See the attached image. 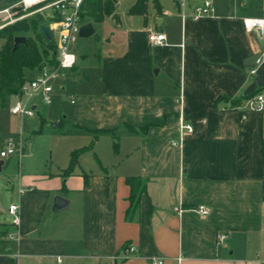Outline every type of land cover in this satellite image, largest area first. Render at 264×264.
<instances>
[{"label": "crops", "instance_id": "0c3cea01", "mask_svg": "<svg viewBox=\"0 0 264 264\" xmlns=\"http://www.w3.org/2000/svg\"><path fill=\"white\" fill-rule=\"evenodd\" d=\"M180 2L160 15L155 7L128 11L122 23L116 7L115 17L90 20L116 27L94 55L96 68L75 53L76 66L57 83L73 109L54 125L68 124L86 143L69 147L52 172L27 166L24 150L10 200L19 207L18 227L0 210V264H264V117L240 100L259 54L241 19L264 17V0H210L211 14L198 20L192 13L200 0ZM152 33H163L165 43L152 45ZM180 117L193 133L179 148L172 143ZM92 138L64 175L71 153ZM127 178L145 182L130 216ZM57 196L68 209L53 213ZM199 206L207 215L195 212ZM10 232L17 241L5 239ZM219 233L226 239L216 245ZM130 245L136 252L125 259Z\"/></svg>", "mask_w": 264, "mask_h": 264}, {"label": "built area", "instance_id": "2783aa9c", "mask_svg": "<svg viewBox=\"0 0 264 264\" xmlns=\"http://www.w3.org/2000/svg\"><path fill=\"white\" fill-rule=\"evenodd\" d=\"M6 6L0 10L3 16L4 24L1 28L12 25L25 19L28 15H22L20 12L33 10L32 13L38 14L48 11L52 21L48 26L52 34L55 46V65H50L47 61H43L41 66L35 70L34 77L26 81L15 97L18 101L11 108L10 113L14 116L32 118L35 115V106L31 104V100L35 97L39 98L45 105L52 103L53 86L57 84L62 77H66L76 66L77 57L72 51V46L78 38L79 29L86 25L85 19H82L84 6L88 2L94 0H4ZM184 0H181L182 7ZM210 0H202L201 4L193 9L192 19L198 20L202 16L211 14ZM241 26L245 32L255 34L259 43V54L254 62V68L250 74L254 76L255 70L264 62V17H246L241 19ZM0 28V29H1ZM149 42L154 46H162L165 41L163 33H152L148 37ZM74 104V101H71ZM243 109L250 112H262L264 109V91L253 95L243 101ZM193 128L185 123L182 117L178 122V140L172 143V146L181 147L184 137L191 135ZM24 147L21 144L6 142L0 151V160L6 161L11 157H17L19 160L23 156ZM24 191L20 188L17 190V196L21 197ZM195 212L200 216L207 215L204 207H197ZM10 217V226L13 228L19 225V207L17 203H11L7 209ZM7 241H17L18 234L10 232L5 236ZM226 239L225 233H219L215 236L216 245L222 244ZM136 252V248L132 245L123 250L125 259L132 257ZM151 264H163L161 260L152 261Z\"/></svg>", "mask_w": 264, "mask_h": 264}, {"label": "rangeland", "instance_id": "374dc122", "mask_svg": "<svg viewBox=\"0 0 264 264\" xmlns=\"http://www.w3.org/2000/svg\"><path fill=\"white\" fill-rule=\"evenodd\" d=\"M135 0H115L113 12L110 15L114 16L115 7L116 14L120 22L129 19L128 8ZM152 1V0H151ZM149 1L147 13H155L153 3ZM175 1L180 0H157L163 11L175 6ZM186 3L189 0H185ZM192 1V0H190ZM197 1V0H195ZM202 2V0H200ZM118 4V5H117ZM4 0H0V9L6 6ZM117 5V6H116ZM33 10L20 12V14L28 15L25 19L35 15ZM45 18L50 17L48 11L41 13ZM95 31V36L81 39L72 46V51L76 54L86 56V61L81 65L86 67L96 68V60L94 55L98 52H103L105 47V38H109L111 33H114L116 27L115 21L105 19L100 25L90 22ZM4 21L0 20V28ZM2 29V28H1ZM1 47V43H0ZM67 77V76H66ZM62 77L61 79H63ZM59 80L58 82H60ZM59 84H54L52 93V103L45 105L39 98L35 97L31 100V104L36 107L35 115L32 118L11 115L10 110L18 101L15 96L8 97L4 105L0 102V151L6 142L21 144L27 153H30V158L27 160V166L30 164L33 169L41 166L43 169L47 167V171H54L62 161H67V150L72 145H80L86 143L82 137L72 136L71 127L68 124L54 126L62 117L61 113H70L73 106L70 104L68 97H62L59 93ZM94 138L87 142V147L91 145ZM79 143V144H78ZM90 143V144H89ZM24 153V152H23ZM24 155V154H23ZM23 157V156H22ZM32 157V158H31ZM66 163V162H65ZM24 165V160H19L17 157H11L4 162V166L0 173V210L7 213L10 200L13 197V192L16 189V183L21 171V166ZM6 217V215H5Z\"/></svg>", "mask_w": 264, "mask_h": 264}, {"label": "trees", "instance_id": "16d2710c", "mask_svg": "<svg viewBox=\"0 0 264 264\" xmlns=\"http://www.w3.org/2000/svg\"><path fill=\"white\" fill-rule=\"evenodd\" d=\"M150 0H136L135 4L130 8L129 14L146 15L147 5ZM115 0H94L88 2L84 6L82 19L92 20L96 23L103 21L106 15H110L114 9ZM157 14L162 13V8L157 0H152ZM58 18H45L42 14H35L30 18L23 19L12 25L0 29V102L4 105L8 97L19 94L26 80V73H34L43 61H47L50 65H55V46L53 39L47 41L41 34L40 28L44 25H49L52 21ZM23 36L26 38L24 44H20L13 51L14 39ZM264 91V89H255V91L245 97H240V100H246L253 95ZM264 117V109L262 111ZM130 133L143 132V130H134L127 126ZM102 133V132H100ZM113 134V132H112ZM114 139L116 137L114 136ZM262 143L264 145V131ZM88 147L76 150L70 155V162L64 175H69L77 164L78 157L84 151L90 150ZM114 153L117 152V144L113 147ZM126 184L129 187V208L127 215L135 214L140 198L145 192V182L141 178H127Z\"/></svg>", "mask_w": 264, "mask_h": 264}, {"label": "water", "instance_id": "95a60500", "mask_svg": "<svg viewBox=\"0 0 264 264\" xmlns=\"http://www.w3.org/2000/svg\"><path fill=\"white\" fill-rule=\"evenodd\" d=\"M40 31L43 37L47 41H50L52 39L50 28L47 25L42 26L40 28ZM94 35H95V31L91 24H86L79 29L78 37L81 39H87L93 37ZM25 41L26 38L23 36L16 37L14 39L13 51L16 50L20 44H24ZM257 88L264 89V62L256 68L253 82L245 89L242 96L245 97L252 94ZM3 165L4 162L0 160V173ZM67 209H68V201L66 199L59 196L54 198V205L52 209L53 213H59Z\"/></svg>", "mask_w": 264, "mask_h": 264}]
</instances>
